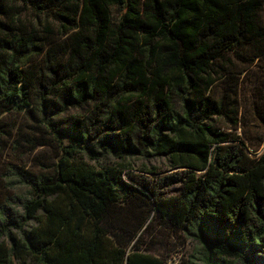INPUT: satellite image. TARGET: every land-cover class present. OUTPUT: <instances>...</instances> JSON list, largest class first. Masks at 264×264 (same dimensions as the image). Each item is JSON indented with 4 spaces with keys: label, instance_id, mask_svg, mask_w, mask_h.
I'll return each instance as SVG.
<instances>
[{
    "label": "trees",
    "instance_id": "1",
    "mask_svg": "<svg viewBox=\"0 0 264 264\" xmlns=\"http://www.w3.org/2000/svg\"><path fill=\"white\" fill-rule=\"evenodd\" d=\"M263 57L264 0H0V136L13 115L12 145L57 150L37 172L7 166L25 194L0 200V264H166L126 250L145 223L117 210L136 156L183 170L177 195L134 190L200 264H264V149L214 126L237 127Z\"/></svg>",
    "mask_w": 264,
    "mask_h": 264
},
{
    "label": "rangeland",
    "instance_id": "2",
    "mask_svg": "<svg viewBox=\"0 0 264 264\" xmlns=\"http://www.w3.org/2000/svg\"><path fill=\"white\" fill-rule=\"evenodd\" d=\"M225 92V85L220 84L215 88L214 96L221 97ZM238 125L234 128L228 119H215L214 126L220 131L226 132L231 137H238L244 142L250 151L260 154L264 149V57L256 60L249 68L248 73L241 79L238 92ZM3 122L7 128H11V137L0 136V200L7 194L24 195L25 190L19 186H11V179L6 175V168L15 165L30 172H37L39 168L53 166L56 162L57 150L53 147H43L29 151L28 147H16L12 145L15 128L20 119L13 115L6 116ZM8 128V129H9ZM83 160L91 166L98 168L102 165L114 166L120 163L113 156L98 163ZM126 167L122 170L121 179L128 186V192L120 194V207L117 210L120 217L137 225L144 221V227L139 230L136 239L126 248L130 250L132 245L138 246L140 252L161 259L166 264H200L199 244L192 236L183 231L172 228L165 219L159 218L156 213L149 211L150 205L140 198L134 190L141 184H148L150 188L158 186L162 197L177 195L179 184L176 181L183 170L171 169L163 158L140 157L126 158ZM135 194V195H133Z\"/></svg>",
    "mask_w": 264,
    "mask_h": 264
}]
</instances>
